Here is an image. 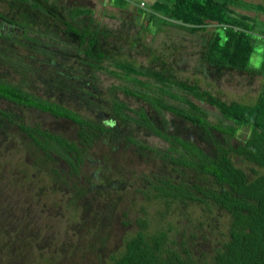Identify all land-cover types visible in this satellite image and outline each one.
Returning a JSON list of instances; mask_svg holds the SVG:
<instances>
[{"label": "rangeland", "instance_id": "rangeland-1", "mask_svg": "<svg viewBox=\"0 0 264 264\" xmlns=\"http://www.w3.org/2000/svg\"><path fill=\"white\" fill-rule=\"evenodd\" d=\"M245 1L264 4V0ZM148 2L150 0H127L121 6L112 0L45 1L53 3L66 24L77 29L86 25L105 31L99 33V46L106 54L101 63L115 73L95 69L83 61V53L77 48L78 39L69 33L64 22L52 17L48 25L52 30L43 33L46 25L33 15L37 19L35 28L40 31L37 38L42 45L36 44L32 50L34 58L29 68L33 73L26 75L25 87L90 120L107 126L110 120L114 122L110 124V131L99 133L83 149L76 176L49 177L51 164L47 163L42 170L34 164L36 153L17 123L36 124L74 141L77 138L75 124L0 98V108L9 111L13 118H2L0 126V264H106L108 256L122 248L124 239L138 228L139 219L146 221L149 232L165 230L167 246L196 261L208 260L226 237L230 217L219 206L191 200L166 201L163 197H151L145 191L148 180L154 175L164 174L176 179L189 176L178 175L173 164L152 150L132 144V137L161 149L168 142L132 121L116 120L110 110L114 98L131 108L143 107L167 131L193 139L207 151L210 144L205 143L189 121L169 110L158 112L146 100L126 92L135 84L114 62L133 61L157 68L164 65L170 67L177 79L196 83L225 101L244 103H252L264 90V75L206 63L202 51L206 39L213 34L215 23H207L204 29L195 32L169 24L156 25L147 19ZM137 5L143 11L137 9ZM78 6L90 8V17L71 19L68 9ZM28 7L16 0H0V16L22 21ZM257 18L264 21V13L259 12ZM19 28V25L17 28L3 25L0 53L6 51L18 64L20 61L24 64L29 61ZM7 33L17 38L7 37ZM44 47L54 51V59L42 60L47 50ZM263 49L261 41L254 44L248 57L249 65H261ZM154 54L161 56L164 64L158 60L152 62ZM5 68L10 67L0 63V69ZM54 77L63 79L62 88L54 87ZM7 79L17 82L19 76L12 72ZM170 91L198 104L210 123H232L221 117L218 108L174 84ZM163 97L169 103L186 106L182 100L167 94ZM213 133L220 136L216 130ZM247 133L248 129L241 126L229 142L234 144ZM52 151L56 158L54 166L66 172L68 163ZM231 157L249 175H253L252 169L262 170L237 154L232 153ZM72 181L82 186L81 194L72 187Z\"/></svg>", "mask_w": 264, "mask_h": 264}, {"label": "trees", "instance_id": "trees-1", "mask_svg": "<svg viewBox=\"0 0 264 264\" xmlns=\"http://www.w3.org/2000/svg\"><path fill=\"white\" fill-rule=\"evenodd\" d=\"M16 1L23 7L29 6L27 14L22 16V21L15 18L9 20V23L20 27L19 34L29 62L23 64L20 61L18 64L12 58V54L6 51L0 53V63L10 67L0 69V98L69 119L75 124L77 138L74 141L36 124L17 123L36 153L34 164L39 165V169L42 170L50 163V170L53 173L51 172L49 177L55 175L54 177L60 179H65L66 176L71 178L77 175L83 149L89 146L99 133L110 131L112 128L110 124L114 120H110L109 126L90 120L75 110L41 97L25 87L26 75L33 73L29 68L34 58L32 50L36 44L42 45L37 38L40 31L35 28L37 19L33 18V15H36L40 23L46 25L43 33L52 30L48 26L52 17L64 24L66 22L63 16L58 15L61 12L57 11L53 3L47 4L46 0ZM112 1L121 6L127 3V0ZM147 5L145 11L147 19L156 25L169 24L188 32H195L204 29L207 23L214 22L215 28L213 34L206 39L202 59L217 68L228 67L264 75V49L259 67L248 63L254 44L261 41L264 45V21L257 18L259 12L264 13V4L245 0H150ZM137 9L143 11L139 5ZM239 9L252 11L253 14ZM90 12V8L78 6L69 8L68 16L75 20L79 16L90 17ZM142 25L146 27V24ZM66 26L69 33L78 39L77 48L83 53V61L95 69L115 73L101 63L106 54L100 49L99 33L105 31L88 28L86 25L81 29L75 28L72 24ZM6 36L17 38L12 33H7ZM135 42L136 40L132 41V44ZM54 54V51L47 49L45 59L42 60L54 59ZM157 60L164 64V59L154 54L152 62L156 63ZM114 64L125 75L130 76L132 83L135 84L132 90L126 92L146 100L158 112L169 110L189 121L197 128L205 143L210 144L207 151L193 139L167 131L165 126L158 124L143 107L131 108L122 100L114 98L110 110L116 120L132 121L168 142V145L161 149L148 146L132 137V144L152 150L161 159L173 164L178 175L186 173L189 176L176 179L164 174L154 175L148 180L145 191L151 197H163L166 201L191 200L207 204L211 202L226 210L230 220L226 237L214 249L210 258L206 261H196L189 255L182 256L176 249L167 246L165 230L149 232L146 230V221L139 219L138 228L124 239L122 248L108 256L106 264H264V90L252 103L225 101L208 89L200 88L196 83L175 78L170 67L138 65L133 61L132 63L115 61ZM12 72L19 76V81L12 82L7 79ZM63 83L62 78L54 77L52 84L60 89L64 86ZM171 84L215 106L221 117L232 123L222 121L210 123L205 110L186 96L170 91ZM163 94L182 100L186 106L167 102ZM129 111L132 114H129ZM2 118L13 120L9 111L0 108V126ZM241 126L247 128L248 133L231 144L230 138L235 136ZM213 130L219 132L220 136H216ZM52 149L68 163L66 172L54 166L56 158L51 154ZM232 153L255 163L262 170L252 169L253 175H249L244 168L234 163ZM64 182L67 183L65 180ZM71 185L80 194L84 191L79 182L72 181Z\"/></svg>", "mask_w": 264, "mask_h": 264}, {"label": "flooded vegetation", "instance_id": "flooded-vegetation-1", "mask_svg": "<svg viewBox=\"0 0 264 264\" xmlns=\"http://www.w3.org/2000/svg\"><path fill=\"white\" fill-rule=\"evenodd\" d=\"M12 18H6L4 16H0V29L2 30L3 25H5L6 27L12 28V26L14 25L17 28V25L13 24V23H9V20H11Z\"/></svg>", "mask_w": 264, "mask_h": 264}, {"label": "built area", "instance_id": "built-area-1", "mask_svg": "<svg viewBox=\"0 0 264 264\" xmlns=\"http://www.w3.org/2000/svg\"><path fill=\"white\" fill-rule=\"evenodd\" d=\"M142 3V2H141Z\"/></svg>", "mask_w": 264, "mask_h": 264}, {"label": "crops", "instance_id": "crops-1", "mask_svg": "<svg viewBox=\"0 0 264 264\" xmlns=\"http://www.w3.org/2000/svg\"><path fill=\"white\" fill-rule=\"evenodd\" d=\"M254 102V101H253Z\"/></svg>", "mask_w": 264, "mask_h": 264}]
</instances>
